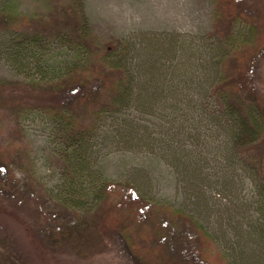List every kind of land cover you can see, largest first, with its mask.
I'll list each match as a JSON object with an SVG mask.
<instances>
[{
    "label": "rangeland",
    "instance_id": "1",
    "mask_svg": "<svg viewBox=\"0 0 264 264\" xmlns=\"http://www.w3.org/2000/svg\"><path fill=\"white\" fill-rule=\"evenodd\" d=\"M237 2L246 17L229 0H0V264H201L208 250L264 264V179L247 165L264 159V0ZM20 35L38 58L14 57ZM94 175L103 197L88 213ZM127 183L150 203L131 202Z\"/></svg>",
    "mask_w": 264,
    "mask_h": 264
},
{
    "label": "trees",
    "instance_id": "2",
    "mask_svg": "<svg viewBox=\"0 0 264 264\" xmlns=\"http://www.w3.org/2000/svg\"><path fill=\"white\" fill-rule=\"evenodd\" d=\"M229 1L233 5V14L234 15H236L237 17H246L245 16V12H244L245 10L243 9V7H241L238 4L237 0H229ZM259 22H263L264 23V14H263V17L259 20ZM15 39H19L18 42H15V43H12V44L9 45V48L12 49V52H16L17 53V55L14 56V57H24V56H27L29 60H33V59L38 58V54L37 53L39 51H37V39L34 38V39L31 40L29 37L22 36V35L17 36ZM242 70H243V72L246 71L245 70V63H244L243 60H242ZM87 88L89 89V92L88 93H89V96H90L91 95L90 94L91 93V86H88ZM176 89L179 90V87L177 86V88H176L172 84L171 85V88H170V91H171V93H173V96H175V94L177 92V91H175ZM120 92L122 94L128 96V94L130 92V86L129 85H126V92H125V89L124 88H122V91H120ZM129 96H132L133 97L134 95L130 93ZM174 101L175 102H173L170 106H171L173 112L176 111V113H178L179 111H181V109H182L181 106L183 105L184 102H180V100L177 99V98H175ZM160 102L162 103V100L161 99H160ZM131 103H133L132 105H137L139 107L142 105L141 103H139L137 101H131ZM145 103H146L145 105L147 107L142 106L141 108H143V110L148 111L150 113L152 111H156L157 110L154 107V105H159L160 104L159 102H156L154 100L149 102V99H147V98H145ZM149 103H150V105H149ZM117 105H118V100H117V102H114V103L112 102L110 104V107H109V110L108 111L104 110V108H103L101 112H103V113L111 112V111H113V108L115 106H117ZM167 107L168 106H165V105L163 106L162 105V108L163 109H166ZM168 108L166 110H168ZM53 110H55V109H53ZM60 111L61 112L58 113L59 115H57L56 118L60 122L61 126L65 128V130L70 129V128H75V127L78 126V123L75 122V119H72L73 121L70 120L69 113L66 114L65 113L66 112L65 110H60ZM101 114L102 113L99 112L97 114V117H96L95 122L90 125L89 131L87 132L88 139H91V137L97 136V133H100L104 129V126L106 125V123L101 118V116H100ZM212 115H213V113H212ZM225 115L228 116L230 119H232L235 122V125L232 126L231 128H233L235 131H239V130L241 131L242 130V124H240V122H238V120H236V116L232 112L227 111L225 113ZM218 120H221V119L218 118ZM127 132H129L127 135H128V138L131 141L137 142V143L143 141V135H142L141 131L139 130V126H136V127H133L132 126V127H130L127 130ZM250 137H252V135ZM84 140H85V137H84ZM117 140H118L119 146L125 143V137H118ZM258 140H259V138L257 136L252 137V140L250 142L252 143V147L253 148H256V146L257 147L260 146L259 143L257 144V141ZM126 143H129V142L126 140ZM7 148L8 149H6V148H4V149L5 150H10V151L11 150H15V148L12 147V146L7 147ZM0 154H4V151L1 150V149H0ZM247 161H249L247 163V165L251 168V170L254 171L255 173L257 172L258 174H263V179H264V159L261 158L258 162H257V160L250 161V159H247ZM83 162H84V165L87 166V159L85 157H82L81 158L80 164H83ZM82 170L84 171L85 174L84 175H75V177L73 176V179L71 180L70 185H68V186L74 187V190L71 193H72V195L78 196V197L81 196V193L76 189L77 177L79 178L80 183H84V181H82V180H84L85 177H87V179L89 177L87 175V173H86L87 172V168L86 169H82ZM80 177H81L82 180L80 179ZM94 183H95V187L93 188L92 191H93V197H94L95 203L93 204L92 208H91V206L90 207H87V208H89L88 211H87L88 213H91L93 211V209L95 207V204L100 199H102V197H103V194L101 192V189H102L103 185H101V178L98 175H94ZM125 185L128 187L127 190H129V193H128L127 196L130 197L131 202H132V198H135V202L138 201V202H140L141 205L144 204V205L147 206V204L150 203L149 202L150 201L149 197L146 194L139 193L138 192V189L135 186L130 187L129 183H127ZM122 186H123V184H122ZM108 191H109V193H110L111 196H117L119 194V193L117 194V192H119L118 186L115 183H113V182H111L110 185L108 186ZM67 198L69 200V194H68ZM68 200H67V203H65L67 206L76 209V211L81 210V209L82 210H85L86 207L84 208L83 205H81L77 201H72L71 202V201H68ZM72 200H74V199H72ZM151 206L152 205H150L149 208ZM112 207L115 208L116 211H117V208L119 206H115L112 203ZM111 212H114V210H112ZM145 214H147V211L146 210H143L142 213H139V211H138V212L134 213L133 216L138 221V217L139 218L140 217H144ZM143 222H145V221H142L141 224ZM122 226H123V224H122ZM183 226L188 227L187 225H183ZM123 227L120 228V229L125 230V229H123ZM256 227L259 230V232H258L257 235L259 236L260 240L264 241V223H262V225L256 226ZM120 233L122 235L126 236V231H120ZM251 234L254 235V231L253 230L251 231ZM104 245H105V243L103 244V246ZM131 252H132V254L134 256H136L137 258L141 259L140 254L136 250V248L134 249L131 246ZM200 259H201V261H202L203 264H225L222 261H216V260H214L213 256L210 255L209 250L207 252H204L203 254H201Z\"/></svg>",
    "mask_w": 264,
    "mask_h": 264
}]
</instances>
